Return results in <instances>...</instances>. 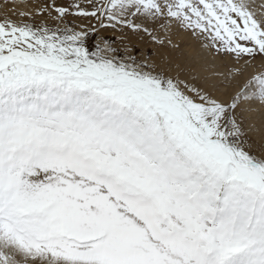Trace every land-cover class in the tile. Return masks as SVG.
<instances>
[{
    "label": "snow or ice",
    "instance_id": "1",
    "mask_svg": "<svg viewBox=\"0 0 264 264\" xmlns=\"http://www.w3.org/2000/svg\"><path fill=\"white\" fill-rule=\"evenodd\" d=\"M4 7L0 264H264V0Z\"/></svg>",
    "mask_w": 264,
    "mask_h": 264
},
{
    "label": "rangeland",
    "instance_id": "2",
    "mask_svg": "<svg viewBox=\"0 0 264 264\" xmlns=\"http://www.w3.org/2000/svg\"><path fill=\"white\" fill-rule=\"evenodd\" d=\"M257 3H259V0H257ZM4 4H5V0H0V17H3L5 12L7 11L4 7ZM9 7H11V5H9ZM9 15H11V12L8 13ZM13 19H16V17L13 15L12 16ZM106 35H110L109 34H106ZM177 39H181L180 37H177ZM185 41L187 40V37H184L183 38ZM95 43V41H93ZM143 50L145 52L146 55H148L149 57L153 56L154 55V48L153 46L149 43V44H145L144 47H143ZM260 67L259 65V61H257V65H256V68L258 69Z\"/></svg>",
    "mask_w": 264,
    "mask_h": 264
},
{
    "label": "bare ground",
    "instance_id": "3",
    "mask_svg": "<svg viewBox=\"0 0 264 264\" xmlns=\"http://www.w3.org/2000/svg\"><path fill=\"white\" fill-rule=\"evenodd\" d=\"M258 69H259V68H258ZM258 69H257V70H258ZM251 70H252V69H249V71H251Z\"/></svg>",
    "mask_w": 264,
    "mask_h": 264
}]
</instances>
